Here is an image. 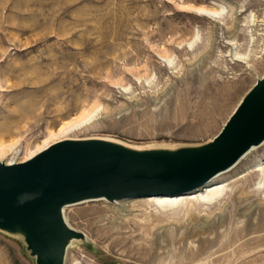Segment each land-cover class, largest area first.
Segmentation results:
<instances>
[{
    "label": "rangeland",
    "instance_id": "obj_1",
    "mask_svg": "<svg viewBox=\"0 0 264 264\" xmlns=\"http://www.w3.org/2000/svg\"><path fill=\"white\" fill-rule=\"evenodd\" d=\"M191 6L224 9L212 21ZM263 74L264 0H0V140L35 144L90 108L75 136L200 146ZM262 158L264 145L222 174L215 203L66 206L82 237L64 264H264V189L237 177ZM0 264L36 258L0 229Z\"/></svg>",
    "mask_w": 264,
    "mask_h": 264
},
{
    "label": "water",
    "instance_id": "obj_2",
    "mask_svg": "<svg viewBox=\"0 0 264 264\" xmlns=\"http://www.w3.org/2000/svg\"><path fill=\"white\" fill-rule=\"evenodd\" d=\"M264 141V76L245 94L215 139L177 150H132L101 139L63 140L29 161H0V229L21 232L36 264H64L82 234L68 205L194 192Z\"/></svg>",
    "mask_w": 264,
    "mask_h": 264
},
{
    "label": "bare ground",
    "instance_id": "obj_3",
    "mask_svg": "<svg viewBox=\"0 0 264 264\" xmlns=\"http://www.w3.org/2000/svg\"><path fill=\"white\" fill-rule=\"evenodd\" d=\"M186 7H188V5H186ZM191 8L194 12L198 13L201 16L208 17V18L212 19V21H216L217 19H219L221 14H222V11L224 9V8H222V10L219 11V10L214 9V8H210V7L207 8V7H203V6H191ZM194 42L195 41L189 42L187 46L189 48L193 47ZM234 56L235 57L233 59H235L236 61L241 60V62H242V60L245 59L243 56L239 55L237 52L235 53ZM163 57L165 60L168 61V64L172 63V59H170L166 56H163ZM263 76H264V74L262 76L258 77L257 80L261 79ZM242 99H241V101H242ZM239 103H238V105H239ZM235 109H234V111H235ZM94 117H95L94 111H90V108L84 109L83 111H81L80 114L72 117L71 119H69L67 121H64L57 129H51L48 132V134L46 135V137H44L40 141L36 142L35 144H28V143L24 144L23 143L24 141L22 139H15V140H9V141L0 140V161L3 163H6L8 165L23 163V162L31 160L32 158H34L36 155H38L39 153H41L42 151H44L45 149H47L51 145H53L57 142L63 141V140H68V139L69 140L70 139L71 140L101 139V140L110 141L112 143L121 145L123 147L129 148L132 150H137V151H145V150H152V149H164V150H172V151L177 150L176 148L171 147V146H165L164 148H151V146H149V147L135 146V145H130V144H127L125 142H122L116 138L107 137V136H87V137L75 136L78 133H80L86 126H88ZM227 120H226V122H227ZM225 123H224V125H225ZM216 136L217 135H215L214 138L209 139V141H207L203 145H206V144L212 142ZM203 145H200V146H203ZM263 145H264V141L258 145H253L232 166H230L228 169H226L222 172H219L217 175H215L211 179L209 184H207L206 186H204V187H202V188H200L194 192H191V193H188L185 195H179V196H149V197H144V198H137L135 200H142L145 202H154L155 204L160 206L161 209H164V210L178 206L179 203H181L184 199H196V200L202 201L203 203H215V202L220 200L221 196L224 193L225 187L228 185V182L231 180V179H223V178L221 179V177H223L221 175L222 174L224 175V173H226L230 170H233L244 158L246 159V157L248 155L253 153L257 148L262 147ZM196 147H199V146H196ZM253 166L254 167L251 168L247 173L245 172L244 174H241L240 176H237V177L243 178L250 173H258L259 178L256 182L257 189H264V158H262L256 165H253ZM96 200L97 201H107L103 198H100V199L86 200V201H83L80 203H84L87 201H96ZM128 201H134V199L116 201V202H112V203L120 204V203H124V202H128ZM63 213H64V219H65L66 223L71 228H73V226L70 224L68 218L66 217L65 210H63ZM15 234L21 235L23 237V234L21 232H17ZM86 237H87V239H89V236L87 234H86ZM78 242H79V240H76V239L70 240V242L68 244V248L66 250V254H65L66 260L68 259L69 251L72 248H74L78 244Z\"/></svg>",
    "mask_w": 264,
    "mask_h": 264
}]
</instances>
